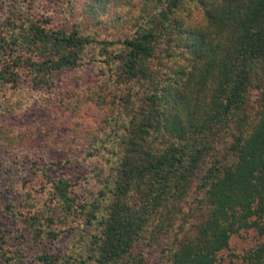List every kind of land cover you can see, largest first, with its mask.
I'll use <instances>...</instances> for the list:
<instances>
[{
    "label": "trees",
    "instance_id": "obj_1",
    "mask_svg": "<svg viewBox=\"0 0 264 264\" xmlns=\"http://www.w3.org/2000/svg\"><path fill=\"white\" fill-rule=\"evenodd\" d=\"M17 2L0 13V87L14 89L19 70L41 85L84 55L122 86L110 148L86 151L108 164L95 192L77 198L72 180L41 167L46 200L22 193L25 213L3 205L38 245L82 226L83 250L36 260L143 264L137 248L159 244L165 264H223L230 234L253 227L263 239L241 264H264V0H92L68 29ZM22 249L8 243L0 262Z\"/></svg>",
    "mask_w": 264,
    "mask_h": 264
},
{
    "label": "rangeland",
    "instance_id": "obj_2",
    "mask_svg": "<svg viewBox=\"0 0 264 264\" xmlns=\"http://www.w3.org/2000/svg\"><path fill=\"white\" fill-rule=\"evenodd\" d=\"M91 1L0 0V13L8 4L16 6L17 2L28 16L68 29ZM83 27L88 30L91 25ZM105 32L113 37L121 34L120 29L113 28ZM82 60L79 67L61 69L41 85L31 83L28 73L19 70L14 89L0 87V248L8 243L23 248L22 259L16 264H40L36 260L37 252L64 254L70 249L83 250L85 246L74 238L80 235L81 225H72L73 231L65 230L53 241L38 245L29 230L14 217V211L25 213L19 204L22 193L28 192L30 202L35 205L46 200V186L39 168L51 167V175L62 174L72 180L78 198L89 197V193L83 192H95L98 187L95 172L108 166L101 154L87 156L86 151L101 148L102 152L110 148L113 142L109 136L110 117L117 115L116 98L122 86L107 80L108 70L99 61L101 57L88 59L84 55ZM99 94L104 99L97 97ZM108 95L116 96L113 99ZM92 135L96 138L89 141L88 136ZM6 203L14 205L13 215L4 209ZM260 222L264 227V215ZM262 239L253 227L240 229L230 234L228 247L219 251L217 257L223 264H241L243 256ZM161 247L159 244L151 248L140 246L136 252H140L143 264H165Z\"/></svg>",
    "mask_w": 264,
    "mask_h": 264
}]
</instances>
